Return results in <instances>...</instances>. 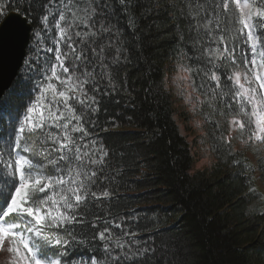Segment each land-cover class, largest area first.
Wrapping results in <instances>:
<instances>
[{
    "label": "trees",
    "instance_id": "16d2710c",
    "mask_svg": "<svg viewBox=\"0 0 264 264\" xmlns=\"http://www.w3.org/2000/svg\"><path fill=\"white\" fill-rule=\"evenodd\" d=\"M251 2L264 11V0ZM28 3L36 16L48 14V27L31 43L36 52L29 59L43 64L47 75L62 37L64 66L75 65V75L72 67L68 75L88 94L86 104L69 101L85 131L73 134L76 143L68 156L81 159L69 163L56 155L60 168L74 171L79 194L87 193L79 207L74 198L66 200L73 205L68 215L75 212L82 222H65L54 230L72 250L64 259L95 256L97 264H134L133 254L148 245L163 264H264V152L258 146L234 149L226 141L230 118L240 117L245 124L240 138L253 130L250 107L239 100L230 78L236 68H249L251 60L233 0H227V8L225 0H131L127 12L118 0ZM259 44L264 50V37ZM177 57L185 60L203 98L202 116L216 160L210 170L193 171L189 143L173 119L175 102L164 78ZM93 96L100 105L95 111L88 107ZM18 111L22 119L23 105ZM12 132L5 128L0 139ZM30 138L53 152L44 131ZM101 145L108 153L103 163ZM0 149L4 192L11 159L3 141ZM4 204L0 195V207ZM105 227L109 231L100 240L96 233ZM44 250L50 257L55 251Z\"/></svg>",
    "mask_w": 264,
    "mask_h": 264
},
{
    "label": "snow or ice",
    "instance_id": "6c2138e0",
    "mask_svg": "<svg viewBox=\"0 0 264 264\" xmlns=\"http://www.w3.org/2000/svg\"><path fill=\"white\" fill-rule=\"evenodd\" d=\"M121 5V10L127 12L131 0H118ZM236 7L241 10L240 24L243 29H247L246 42L250 43V55L256 56V43L253 41H261L264 37V11H259L255 22H250L244 18V8L248 7L245 3L244 7H241L240 0H235ZM224 8L228 7L227 0L223 5ZM35 9L28 0H0V122H3V126L0 127V131L5 128H13L11 134L6 135L4 139L0 141L4 142L6 148V155L8 158L14 160L15 169L11 173L10 181H5L7 185L4 192H0L3 196L5 204L0 207V252L12 253L16 256L12 264H77L78 261L87 260L88 264H97V258L95 256H73L72 259H64L65 256L71 255V249L68 248V241L61 238H53L51 234H42L44 227V221L47 217V227H62L64 222L72 224L73 222L81 223L77 220V214L75 212L72 215H65L57 209L55 215L51 210L46 208L48 200L51 197L44 198L39 197L37 193H43L53 186V184H64V178L60 175L47 174L41 175L38 173L39 169L43 165H34L29 159H26L21 153H26L27 148H22L20 139L25 133V125L32 120V113L40 103V97L43 96V90L53 88L48 80L56 78L62 86H66L70 77L63 74L69 73V68H73L72 75H75V65L68 67L64 66V58L67 53L63 55L60 53L59 48L54 53V64L47 75L44 73L43 64L37 65V60L29 59L30 54L36 52V48L31 47L33 41H39L42 34L48 27V14H43L41 17L36 16ZM59 19L62 21L65 19L61 14ZM99 23V21H97ZM59 27V24L56 25ZM102 28H107V25H101ZM37 28L40 30L37 31ZM260 29V32H257ZM48 52H52V48L47 49ZM264 55V53H261ZM79 59V57H77ZM250 63L255 65L257 62L253 58ZM62 69L63 74H58L56 66ZM39 68V71L37 70ZM218 79V77H214ZM264 80V78H260ZM42 81L38 83L37 81ZM236 82L239 83V75L236 76ZM243 87V85H241ZM261 87L264 88V82L261 83ZM71 95H66L64 92L60 93L62 97L63 108L72 114V118L79 120V117L75 116V108L69 103L70 100L77 104H86L88 94L84 92L83 88L79 84H76L75 88L66 89ZM95 91V89H93ZM37 93L40 96H37ZM107 95V93H103ZM83 95L85 99H81ZM93 105H88L92 111L99 108L98 99L93 96ZM23 105V119H18L19 111ZM105 112L107 109L105 108ZM16 123H13V120ZM112 120V126H115V118L110 117ZM91 122V120H90ZM259 124V120L257 121ZM243 126V125H241ZM65 130L68 129V124L65 123L61 126ZM31 130V129H30ZM103 129H101L102 131ZM72 131H79L84 133V128L77 124L72 128ZM259 138V137H257ZM101 140L104 138L101 137ZM76 141L70 136H65V140L60 143L56 151L61 152L60 160H66L69 163L72 160H79L81 157L77 155L72 159L69 158L68 152L64 149L68 147V144H75ZM3 149H0L2 151ZM76 152L79 153L80 149L77 147ZM72 151V149H68ZM101 155L98 158L100 163H103L108 153L104 150V146L100 148ZM96 163L97 161H91ZM54 163V161L52 162ZM28 165L29 171L26 173L24 166ZM4 168L0 166V174H3ZM95 175V173H92ZM103 196H108V192L104 191ZM92 196H96L93 192ZM87 198V193L83 195L79 194L78 190H74V200L76 207H79L82 200ZM67 199L66 197L64 198ZM52 204H56L55 200H52ZM65 207L71 209L73 205L67 203ZM135 215V213H133ZM30 218L29 221H25L24 217ZM12 217L13 220L19 218V223L9 222L8 218ZM37 225L41 227H37ZM95 227V225H93ZM119 227V225H117ZM19 229V231H16ZM68 233L71 229L67 230ZM109 231L107 227L103 231H99L96 235L100 240L105 239V232ZM25 233L32 234L29 239H25ZM9 240V245L5 248L4 241ZM20 241L18 244L17 241ZM41 241L43 243H41ZM131 243V242H130ZM45 247H52L55 251L52 253V258L48 252L44 250ZM22 249V250H21ZM107 254V253H106ZM134 264H152L154 260H157V264H163L162 259H158L157 252L153 251L152 246L145 245L142 249H137ZM127 258V257H125Z\"/></svg>",
    "mask_w": 264,
    "mask_h": 264
},
{
    "label": "rangeland",
    "instance_id": "374dc122",
    "mask_svg": "<svg viewBox=\"0 0 264 264\" xmlns=\"http://www.w3.org/2000/svg\"><path fill=\"white\" fill-rule=\"evenodd\" d=\"M241 7L243 8L245 3H247L248 7L244 8V18L246 20H249L251 22V18L253 14H257L256 11H254L250 4L249 0H240ZM240 10V9H239ZM241 12V10H240ZM242 15V13H241ZM251 43H256L257 41H253ZM65 45L64 41H59L57 43V48H59L60 53L63 52V46ZM56 48V50H57ZM256 56L254 59L256 60V64L253 65L250 70L242 69L244 72H247L253 79L254 85L258 87V94L259 98L263 102V108H264V88L261 87V83L264 82V80H261L260 78H264V67L261 64L262 59V51L258 47L256 48ZM170 71L165 78V88L166 90L170 91L171 94L174 96L175 99V109L176 112L174 114V120L176 124L179 127L180 133L182 136L186 137L190 146H191V155L193 156L194 160V169L193 171H204V170H210L216 160L211 153L210 150V144L208 143L206 138L198 137L197 134L200 132L201 128L205 127L203 126V122L200 118V112L199 109L202 106L203 99L194 93L192 87H191V93H192V99L189 98L188 92L189 89L186 88L188 81L184 78V75L188 74L186 69V63L185 60L182 58H175L170 63ZM241 70V69H240ZM56 71L58 74H63L62 69L57 65ZM242 71H235L233 74V81L236 82V76L239 75L242 76ZM65 76H68L67 74H63ZM69 77V76H68ZM54 79L53 88L47 89L46 91L43 90V96L40 97V103L37 105L35 110L32 113V120L29 121L25 125V129H33L34 127H40L43 124H47L50 120H53L56 124L62 126L65 123L69 122V126L73 125L76 121L74 118H71L63 108L62 103V97L60 96L61 92H64L66 95L71 94L66 89H72L76 87V84L73 82V80L70 78L67 81L66 86H62L60 82L56 79ZM247 87L248 85L245 84ZM191 86V85H190ZM254 86L250 88L251 92H248L247 89L244 87L240 88V91L242 94H248L250 96L254 95ZM253 91V93H252ZM197 96V97H196ZM240 124L236 119L232 120V126L231 129L233 131H238ZM64 134H68L67 130H63ZM203 133V132H202ZM237 132L235 135H231L229 137L230 141L236 142L240 147L245 148V145L252 141V146H258L261 148L262 152H264V131H258V128H255L254 131V137L253 140H244L241 141L237 139L236 137ZM259 137V138H257ZM20 143H22L23 137H19ZM235 139L237 141H235ZM22 148H27L28 151L26 153H21L22 155L32 156L33 158L42 159V161L48 165H51L50 159H45L46 152H39V154H36L34 150L27 144H21ZM66 149V148H65ZM26 159H29L25 156ZM30 160V159H29ZM15 169V164L12 165V171ZM24 170L27 173L29 171L28 165L24 166ZM41 174V175H47L50 173H43L39 171L38 173H33V175ZM54 175H60L63 176L65 183L64 184H53L51 188H49L47 191L43 192V197L48 198L51 197V199L48 200L47 205H45L46 208L50 209L52 214L55 215L57 212V209H59L60 212L65 213L61 202L64 200L65 197L68 195H74L75 185L76 181L73 178L72 173H66L62 174L61 172H56ZM63 197V199H61ZM52 200L56 201V204H52ZM25 221H29L30 218L24 217ZM51 219L50 217H47L44 221V227L42 229V234H50L51 228L47 227L48 220ZM9 222L19 223V218L13 220L12 217L8 218ZM37 227H41L37 225ZM16 231H19L17 229ZM32 234L25 233V239H29ZM53 237V236H52ZM54 238V237H53ZM10 241L5 239L4 241V247L6 248L9 245ZM17 243L19 244L20 241L18 240ZM22 250V249H21ZM16 259V256L12 253H6V252H0V264H12L13 260Z\"/></svg>",
    "mask_w": 264,
    "mask_h": 264
},
{
    "label": "bare ground",
    "instance_id": "6f19581e",
    "mask_svg": "<svg viewBox=\"0 0 264 264\" xmlns=\"http://www.w3.org/2000/svg\"><path fill=\"white\" fill-rule=\"evenodd\" d=\"M85 143V142H84ZM94 144V143H93ZM89 147V146H88ZM92 147V146H91ZM89 150V149H88ZM96 150V149H95Z\"/></svg>",
    "mask_w": 264,
    "mask_h": 264
}]
</instances>
